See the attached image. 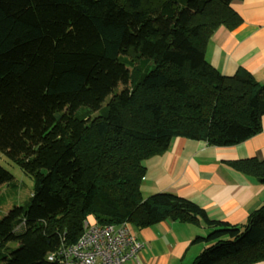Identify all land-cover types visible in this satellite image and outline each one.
Masks as SVG:
<instances>
[{
    "label": "trees",
    "instance_id": "16d2710c",
    "mask_svg": "<svg viewBox=\"0 0 264 264\" xmlns=\"http://www.w3.org/2000/svg\"><path fill=\"white\" fill-rule=\"evenodd\" d=\"M234 2L0 0V153L34 182L0 214V264H64L89 216L133 231L202 224L192 264L264 261V205L231 225L141 191L146 162L176 138L232 147L261 133L264 85L205 57L216 29L241 23ZM226 165L264 186V161ZM16 185L0 166V209Z\"/></svg>",
    "mask_w": 264,
    "mask_h": 264
},
{
    "label": "crops",
    "instance_id": "0c3cea01",
    "mask_svg": "<svg viewBox=\"0 0 264 264\" xmlns=\"http://www.w3.org/2000/svg\"><path fill=\"white\" fill-rule=\"evenodd\" d=\"M231 7L241 23L234 29L225 26L216 29L206 45L205 57L224 75L246 72L264 85V0H235ZM261 127L257 136L232 147L174 139L165 154L146 162L147 175L141 186L143 198L160 192L174 193L192 200L213 220L231 225L244 223L264 205V186L256 178L231 169L226 162L264 161V116ZM205 233L202 224L169 220L134 230L144 246L140 262L192 264L202 249L201 245L192 246V241Z\"/></svg>",
    "mask_w": 264,
    "mask_h": 264
},
{
    "label": "built area",
    "instance_id": "2783aa9c",
    "mask_svg": "<svg viewBox=\"0 0 264 264\" xmlns=\"http://www.w3.org/2000/svg\"><path fill=\"white\" fill-rule=\"evenodd\" d=\"M84 228L79 241L61 251L64 264H141L144 246L127 223L100 226L89 216Z\"/></svg>",
    "mask_w": 264,
    "mask_h": 264
},
{
    "label": "rangeland",
    "instance_id": "374dc122",
    "mask_svg": "<svg viewBox=\"0 0 264 264\" xmlns=\"http://www.w3.org/2000/svg\"><path fill=\"white\" fill-rule=\"evenodd\" d=\"M0 166L10 171L16 180V189H10V193L14 194L4 203V206L0 209V214H8L14 210L17 205H22L24 202L29 201L33 192L34 182L32 179L24 175L17 165L10 162L4 155L0 153ZM8 188L6 187V190ZM206 235V233H205Z\"/></svg>",
    "mask_w": 264,
    "mask_h": 264
}]
</instances>
